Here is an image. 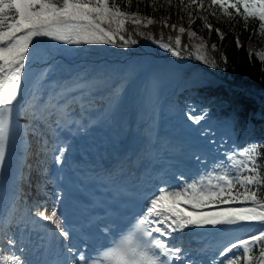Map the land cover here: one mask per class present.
<instances>
[{
    "label": "snow or ice",
    "instance_id": "6c2138e0",
    "mask_svg": "<svg viewBox=\"0 0 264 264\" xmlns=\"http://www.w3.org/2000/svg\"><path fill=\"white\" fill-rule=\"evenodd\" d=\"M141 2L133 11V0H0V181L23 178L18 150L33 137L43 149L44 182L53 185L51 203L37 198L23 215L16 214V194L9 197L8 211L0 213V264H264V143L229 146L224 136L232 139L234 115L189 112L194 124L215 120L228 131L219 140L200 129L187 132L168 170L128 180L122 167L111 168L109 145L95 136L89 93L96 78L77 63L93 46L137 44L128 24L179 60L182 34L197 36L196 19L209 30V16L218 13L245 26L251 19L264 34V0H177L189 28L162 17L164 27L177 31L167 41L140 30L155 23L139 11ZM164 4L172 7L173 0ZM151 7L157 10V0ZM193 47L196 59L217 66L203 41ZM121 95L114 91L115 104ZM77 194L91 209L74 221L67 201ZM236 231L246 238L215 239ZM186 236L201 242L185 246Z\"/></svg>",
    "mask_w": 264,
    "mask_h": 264
},
{
    "label": "trees",
    "instance_id": "16d2710c",
    "mask_svg": "<svg viewBox=\"0 0 264 264\" xmlns=\"http://www.w3.org/2000/svg\"><path fill=\"white\" fill-rule=\"evenodd\" d=\"M126 3V0H124ZM177 0H173V6L169 7L164 4V0H157V10L153 11L151 7V0H142L139 4V11L141 14L149 15L155 21L154 24L147 27H142L140 30L145 33H152L154 37H161L163 34L164 39H168L169 35L175 36L176 30L164 27L161 23V18L168 16V23H176L178 26L183 25L186 29L189 28L187 17L184 16L183 20L177 13L175 7ZM161 5H163L161 7ZM137 0H133L131 10H136ZM207 15V13H201ZM208 22L213 25V29L209 30L204 26V22L196 19L191 26L197 32L196 38H201L206 44V50L209 58L215 60L217 66L215 69L227 78L232 83H242L247 86H240L233 88L232 95L226 94L223 88L213 89L211 92L224 93L229 100H233L230 105L222 107V114L229 113L232 115H240L242 108L249 106V92L257 88H262L264 93V59L259 60L256 58L254 52L260 46L264 45V34L258 30V24L251 19L248 25L245 26L242 19L237 21H230L227 16L217 14V16H209ZM219 29V33L215 29ZM127 32L132 34L135 40H141L142 37L136 35V30L131 24L127 25ZM127 34V33H126ZM222 34V35H221ZM237 38L239 44H237ZM216 47L213 48L212 45ZM192 47L190 37L187 32L182 34V45ZM258 91V90H257ZM218 107L217 101L212 100L209 103V108L215 110ZM259 142L264 143V138ZM264 162V161H262Z\"/></svg>",
    "mask_w": 264,
    "mask_h": 264
},
{
    "label": "rangeland",
    "instance_id": "374dc122",
    "mask_svg": "<svg viewBox=\"0 0 264 264\" xmlns=\"http://www.w3.org/2000/svg\"><path fill=\"white\" fill-rule=\"evenodd\" d=\"M145 41H147V40H145ZM190 41H191L192 45H195V44L201 43V41H203V40L202 39H196L195 37H190ZM203 43H204V41H203ZM204 45H205V43H204ZM103 48L105 50L104 53L105 54H108V55H110L112 57H123V58L127 57V58H129L131 56L130 54L126 53L125 51L124 52H121V48L116 47V46H103ZM188 50H189V53L192 54L193 59H196V56H195V48L192 47L191 49H188ZM262 53H264V45L263 46H260V48L258 49V51H256L254 54L257 57H261V54ZM116 54H117V56H116ZM196 60L199 61L198 59H196ZM199 63H200V66H207V65H204L200 61H199ZM157 65H160V64H157ZM149 69H150V66L147 67V70L149 71L148 74L146 73V75H148L147 77H151L150 76L151 72H150ZM143 76H145V74ZM156 77L157 76L155 75L154 77H152L150 79L153 80ZM133 79H135V78H133ZM145 83L146 82H144L143 85ZM177 108L178 107H176L175 109H177ZM202 110H203V108L200 107V105L197 102H195V103L186 102L185 105H183L181 109H177V110H175L173 112V116L176 115L174 122H177L178 124H181V125L182 124L185 125V131H188V132H190L192 130H195V129H200L201 132L205 136H207V137H210L211 134H214L215 133V140H217V139L219 140L220 137H221L222 131H220L221 128H219L217 126L215 120H212V121L202 120L200 124H194V123H192L191 121H189L187 119V113L191 112L193 115H202ZM227 142L229 144L230 143V140L227 141Z\"/></svg>",
    "mask_w": 264,
    "mask_h": 264
},
{
    "label": "bare ground",
    "instance_id": "6f19581e",
    "mask_svg": "<svg viewBox=\"0 0 264 264\" xmlns=\"http://www.w3.org/2000/svg\"><path fill=\"white\" fill-rule=\"evenodd\" d=\"M95 61H97V60H94V56H92L91 55V53H89L88 52V50L86 51V52H84V53H80L79 54V59L77 60V63H81V64H83V65H85L86 67L88 66H91V64L92 63H94ZM148 66H150V72H151V74H150V78H152V77H154L155 76V74H154V71H155V69H157V68H161V65H156L155 63H152V62H147L146 63V65L145 66H140V69H139V79H137V78H135L134 76H127V77H121V78H119L118 80H117V83H120L121 82V84H122V82H125L126 84H127V82H128V85H126L125 86V88H124V90H123V92H122V95H121V97H127L128 95H129V90L130 89H135V88H138V89H140L141 90V88H145L146 86H145V84L143 85V80L145 79V78H147V76L148 75H146V73L148 74L149 73V71L147 70V67ZM145 74V76H143ZM133 78H135V79H133ZM157 81V82H156ZM157 83H158V79H154V85H157ZM143 85V86H142ZM136 108H137V106H136ZM112 111L113 110H111V111H108L107 110V114H109V115H111L112 114ZM96 121H97V118H96ZM99 122H97V128H99ZM105 127H107L106 125H105ZM97 132H98V129H97ZM95 136L96 137H98L99 136V133H96L95 132ZM109 144H110V141H109ZM39 147V146H38ZM111 146L109 145V148H110ZM112 148H115L116 150H118V148L117 147H112ZM35 159H36V157H35ZM169 159H172V158H169ZM171 162H168V160H163V162H162V164H164V165H168V164H170Z\"/></svg>",
    "mask_w": 264,
    "mask_h": 264
}]
</instances>
